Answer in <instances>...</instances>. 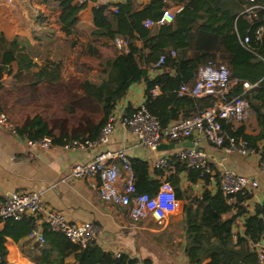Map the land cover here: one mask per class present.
Masks as SVG:
<instances>
[{
  "label": "crops",
  "instance_id": "0c3cea01",
  "mask_svg": "<svg viewBox=\"0 0 264 264\" xmlns=\"http://www.w3.org/2000/svg\"><path fill=\"white\" fill-rule=\"evenodd\" d=\"M15 1L17 4L14 6ZM121 2L124 0H88L86 7L78 14L76 25L63 27L57 22L60 11L51 1L44 3L41 0H12L8 3L0 0V34L3 35V44L7 49L9 43L16 39L18 51L24 57L21 68L18 69L14 64L10 74L3 76L0 89V112L10 113L14 128H22L29 116L37 114L47 123L55 138L65 134L70 138L81 134L88 136L94 127L89 122L83 123L82 126L69 127L65 120L67 114L75 116L78 111L87 109V101L96 98L95 84L92 83L94 79L89 78L93 75L90 56L93 55V48L101 43L104 46L110 43L92 37L91 32L94 28L91 10L101 3ZM149 2L150 0H138L137 9L143 8ZM238 5L239 11L247 6L244 3ZM112 7L114 6H110V9ZM180 9L181 7L170 4L166 11L174 14ZM247 24L248 22L243 19L238 22V27L243 29ZM232 26L230 24L226 32L225 45L229 51L235 52L237 41ZM94 56L97 57V54ZM108 72L104 73L105 78L102 81L106 89L113 74L111 66ZM162 72V69L153 68L148 72L149 78L153 79ZM241 76L242 72L233 68L230 72L231 85H235L237 77ZM62 90L72 91V94L60 95L59 91ZM157 92L156 89L154 93ZM144 93V82L131 85L125 95L115 103L112 112L117 115L130 114L144 102ZM72 99L75 101H71ZM78 99L82 101L75 103ZM101 101L97 102L100 107ZM100 110L102 118V109ZM249 115L244 122L231 125L234 129L243 127L245 135L255 137L261 133L259 116L252 110ZM187 141L189 140L179 139L165 141L162 144H181ZM27 142L16 132L0 126V202L6 195L20 189L38 191L41 193V202L45 210L60 212L72 223L93 224L97 230L94 242L105 251L114 255L126 254L140 262L148 260L151 264H190L183 252L186 244L183 201H179V211L177 210L161 225L150 219L133 221L127 216L125 208L101 199L98 191L100 182L97 177L80 180L68 177L75 164L88 161L98 151L115 150L123 151L130 162L132 159L146 162L148 177L159 181L160 184L166 179L168 172L162 177L157 175L156 171L162 168H156L154 162L162 157L169 160L174 157L171 153L179 148L149 150L137 144L131 132L120 125H117L110 134L108 143L93 150H71L55 142H52L48 149L31 148ZM255 147L256 153L246 157L237 152L227 153L206 143L202 150L206 153L211 167V180L208 184L200 181L193 186L192 192L188 193L187 204H190L192 197L200 196L205 189L215 193L219 189V177L224 167L258 181L259 185L250 193V198L232 209V214H235L239 207L243 209L232 225L234 243L237 237L245 236L246 218L255 213L257 206L264 205V176L259 168V161L264 155V138L257 140ZM118 166L121 174H124L121 166ZM180 176L182 186L186 187L184 174ZM52 185L55 187L51 188ZM235 199L234 196L228 199V202L235 203ZM229 217V214H224L222 219ZM37 218L36 230L41 232L42 213ZM12 226L9 229H12ZM4 228L5 220L0 223V230ZM35 243L38 242L29 236L18 242L7 236L5 240L7 255L4 264H37L33 260ZM240 247L235 245L236 250ZM244 247L246 244H243ZM201 261L205 263L208 260L201 257Z\"/></svg>",
  "mask_w": 264,
  "mask_h": 264
},
{
  "label": "trees",
  "instance_id": "16d2710c",
  "mask_svg": "<svg viewBox=\"0 0 264 264\" xmlns=\"http://www.w3.org/2000/svg\"><path fill=\"white\" fill-rule=\"evenodd\" d=\"M55 3L60 11L57 22L63 27L75 26L78 14L86 7V3L77 4L75 0H41ZM138 0H124L117 4L101 3L91 10L93 30L91 35L95 39H103L114 44L119 38L124 42L110 62L113 74L108 81L101 101L102 118L91 128L87 137L83 134L70 138L63 135L55 138L47 123L37 114L29 116L22 128H15V132L27 141H39L51 138L52 142L65 144L72 139L94 140L100 129L112 113L115 103L120 100L128 88L136 83H145L144 105L155 116L162 127L179 118H191L199 115L203 110L217 101L216 95L193 97L178 95V89L183 84L191 86L200 67L208 63L225 64L230 72L233 68L242 72L237 77L231 94L241 93L240 82L257 83V86L244 96L249 103L250 110L259 116L261 133L255 137L245 135L243 127L234 129L231 124H223L229 136L247 141L252 149L255 142L264 138V11L260 10L256 18L247 19L239 11L238 3L247 5L248 0H150L143 8L137 9ZM264 6V0H256ZM181 7L173 14V21L163 25L144 27L146 20L157 22L169 5ZM110 6L117 8L113 12ZM239 11V12H238ZM245 19L246 28L240 29L238 22ZM231 25L237 41V49L231 52L226 48V32ZM262 27L263 33L259 39L256 31ZM249 37V43L243 44L244 37ZM140 42V45H138ZM3 35L0 34V89L5 74H10L14 64L21 68L23 55L17 48L16 39L9 43L6 49ZM115 45V44H114ZM171 52L175 55L172 56ZM164 56V63L157 69L163 72L157 77L149 78V70L155 68L158 59ZM115 73V75H114ZM157 93H154L155 90ZM100 93V92H99ZM97 96V95H96ZM82 136V137H81ZM228 141H224L227 145ZM131 166L136 176V191L138 193L154 194L159 187V181L148 177L147 163L139 159H132ZM168 169H158L157 175H166L174 187L175 196L183 201V223L186 244L183 249L190 264H258V258L251 249V244L258 242L264 233V205H259L253 215L245 220L246 233L244 237L232 240V225L236 217L243 212L242 207L232 214L237 204L250 198V194L235 197V203L228 202L218 189L211 193L205 189L200 196L192 197L190 204L188 193L200 181L208 184L210 174L199 169L186 168L185 163L172 157L168 160ZM181 174L187 181L182 186ZM230 217L223 220L222 216ZM260 215V216H258ZM12 226V229L9 227ZM37 229L36 220L24 216L20 220L9 218L5 220V228L0 230V255L4 262L7 255L5 240L10 236L15 242L29 236ZM14 230V231H13ZM18 230V231H17ZM17 231V233H15ZM43 243H35L34 262L37 264H151L150 261H139L126 254L114 255L103 250L94 241L85 247L73 244L60 232L53 231L45 222L41 225ZM243 244L246 247L243 248ZM235 245H240L236 250ZM201 257L208 261L202 263ZM71 259V261H70Z\"/></svg>",
  "mask_w": 264,
  "mask_h": 264
},
{
  "label": "built area",
  "instance_id": "2783aa9c",
  "mask_svg": "<svg viewBox=\"0 0 264 264\" xmlns=\"http://www.w3.org/2000/svg\"><path fill=\"white\" fill-rule=\"evenodd\" d=\"M5 1L12 2V0ZM75 2L84 4L88 0H75ZM248 2L249 4L241 13L247 19L256 18L260 10L264 11V6L258 4L256 0H248ZM111 10L117 12L116 7H112ZM171 21H173V14L165 11L157 22L146 20L143 25L149 28ZM262 33L263 28L260 27L256 31V38L259 39ZM248 43L249 37L246 36L243 39V44ZM114 44L120 51L124 42L117 38ZM171 55L174 56L175 53L171 52ZM163 63L164 56H161L154 67L159 68ZM256 86L257 83L243 81L240 82L241 93L231 94L233 86L230 82V70L227 65L208 63L199 68L191 86L183 84L178 89V95L193 97L216 95L218 97L216 102L199 115L191 118H179L166 127H162L158 119L150 114L143 102L130 114L117 115L112 112L94 140L88 138L72 139L65 141L64 147L71 150L96 149L108 143L110 134L117 125H120L131 132L137 144L152 151H156L162 142L188 139L192 143V147H181L177 151H173L171 155L184 162L186 168L199 169L205 174H211L207 155L202 150L206 143L223 149L227 153L237 152L246 157L256 153L254 149L249 147L247 141L229 136L223 126V124L244 122L248 118L251 110L244 94ZM0 126L15 132L8 116L2 112H0ZM224 141H228V144L224 145ZM27 143L31 148L48 149L52 140L51 138H44ZM118 165L121 166L124 174H121ZM154 166L168 169V158H158L154 162ZM259 168L264 176V155L259 161ZM68 177L75 180L97 177L100 182L98 191L101 199L106 203L125 208L127 216L133 221L150 219L161 225L179 208L180 202L175 196L173 184L167 179L160 182L158 189L152 195L136 191V176L129 158L123 151H98L88 161L75 164ZM258 185L256 179L241 175L231 168L224 167L221 170L219 190L228 199L237 194H250L256 190ZM54 187L55 185L51 186V188ZM40 213L43 215L42 222L47 223L53 231L62 233L73 244L85 247L96 238L97 230L93 224L89 222L72 223L67 221L60 212L45 210L41 202V193L38 191L20 189L6 195L0 202V223L9 218L18 220L24 216L38 219ZM29 237L38 243L44 241L41 232L37 230L32 231ZM251 249L258 258V264H264V233L258 242L251 244ZM0 264H4L1 255Z\"/></svg>",
  "mask_w": 264,
  "mask_h": 264
},
{
  "label": "rangeland",
  "instance_id": "374dc122",
  "mask_svg": "<svg viewBox=\"0 0 264 264\" xmlns=\"http://www.w3.org/2000/svg\"><path fill=\"white\" fill-rule=\"evenodd\" d=\"M16 4H17V1H15L14 6ZM92 48H93V46H92ZM93 49H95V50H93ZM93 49H92L93 55L90 56L92 58L91 70H92L93 75L89 76V78H91V80L94 79V80H92V83L95 84V92H96L95 94L97 96H96V98H94L95 100L90 99L87 101L88 102V105L86 106L87 109L85 108L82 112L78 111L75 116L67 114V119L65 120V124H68L69 127L82 126L83 123L87 124L88 122L90 125L95 126L99 123V120L101 118V110H100L101 107L97 105L98 104L97 102H99V100L101 101L103 98V97H99V96H101L102 94H104L106 92L105 88H104L105 85L102 81L105 78L104 73H109L108 72V68L110 67V61L109 60L113 57V55H115L117 53V51L115 49V45L112 42L107 43V46H104L101 43L100 45H98L97 47H95ZM95 54H97V57L94 56ZM263 71H264V69H262V72ZM94 73H96V74H94ZM73 92L75 93V91H73ZM76 92H79V91H76ZM59 94L60 95L72 94V91L62 90V91H59ZM74 95L75 94H73V96ZM2 96H3V94H2ZM71 101H75V99H72ZM81 101H82L81 99H78L75 103H78ZM0 106H1V104H0ZM2 113H5L8 116L10 122L12 123V121L10 119V113L9 114L6 112H2ZM63 113L66 114V111H64ZM59 123H60V125L62 124V122H59Z\"/></svg>",
  "mask_w": 264,
  "mask_h": 264
},
{
  "label": "water",
  "instance_id": "95a60500",
  "mask_svg": "<svg viewBox=\"0 0 264 264\" xmlns=\"http://www.w3.org/2000/svg\"><path fill=\"white\" fill-rule=\"evenodd\" d=\"M180 147H192V143L187 141L184 143H178V144H174V143H167V144H160L158 146V150H173L176 148H180Z\"/></svg>",
  "mask_w": 264,
  "mask_h": 264
}]
</instances>
